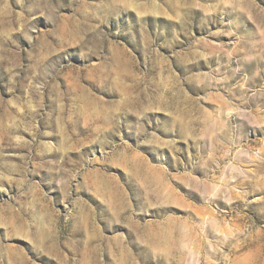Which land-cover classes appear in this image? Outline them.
Instances as JSON below:
<instances>
[{
	"label": "rangeland",
	"instance_id": "obj_1",
	"mask_svg": "<svg viewBox=\"0 0 264 264\" xmlns=\"http://www.w3.org/2000/svg\"><path fill=\"white\" fill-rule=\"evenodd\" d=\"M0 264H264V0H0Z\"/></svg>",
	"mask_w": 264,
	"mask_h": 264
}]
</instances>
